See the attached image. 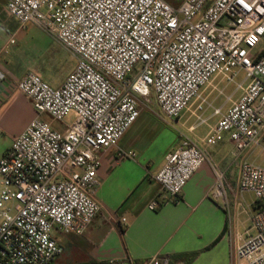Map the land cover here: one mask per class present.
Listing matches in <instances>:
<instances>
[{"label": "built area", "instance_id": "2783aa9c", "mask_svg": "<svg viewBox=\"0 0 264 264\" xmlns=\"http://www.w3.org/2000/svg\"><path fill=\"white\" fill-rule=\"evenodd\" d=\"M6 1L12 17L40 27L76 66L59 87L34 72L17 83L38 114L67 128L36 118L0 158V264H53L63 248L54 230L87 229L102 209L95 198L101 154L117 147L141 103L150 109L154 96L171 119L195 106L192 114L206 124L203 113L212 103L202 89H217V78L234 83L242 72L247 85L239 84L241 95L229 97L225 111L214 108L218 120L204 142L231 137L240 161L238 191L260 203L254 233L232 250V262L264 264V166L248 158L264 144V0ZM7 76L0 69V81ZM207 160L205 149L183 137L155 175L163 200H178ZM217 179L214 194L227 199L224 175ZM159 205L155 200L149 208ZM143 264L188 263L155 255Z\"/></svg>", "mask_w": 264, "mask_h": 264}, {"label": "crops", "instance_id": "0c3cea01", "mask_svg": "<svg viewBox=\"0 0 264 264\" xmlns=\"http://www.w3.org/2000/svg\"><path fill=\"white\" fill-rule=\"evenodd\" d=\"M7 7V1L0 0V69L8 75L0 81V158L36 118L60 131L67 128L46 113L38 114L32 100L17 89V83L34 72L59 87L76 66L75 63L62 79L54 80L44 74L37 66V58L22 44L32 36H50L33 23L22 25ZM12 37L16 39L13 45L9 44ZM217 80L218 84L225 81L217 78L213 85H218ZM152 103L157 106L154 96ZM230 105L231 102L221 108L225 111ZM194 108L176 119L184 131L175 130L170 139L165 132L167 126L173 127L160 121L161 111L155 106L141 108L140 116L117 147L101 154L95 191L101 212L82 234L54 230L53 237L63 248L53 264H143L155 255H167L174 262L188 264H233L232 250L254 233L252 216L259 211L260 203L252 193L238 191L240 161L231 137L226 135L212 146L204 142L218 117L211 113L206 116V124L193 122ZM202 127L203 134L198 132ZM183 137L205 149L208 160L188 181L178 200L164 201L166 196L155 175ZM259 148L264 151V144ZM255 150L248 153L249 160ZM128 152L135 155L120 157V153ZM218 173L224 175L227 199L214 194ZM155 200L160 205L152 210L149 205Z\"/></svg>", "mask_w": 264, "mask_h": 264}, {"label": "rangeland", "instance_id": "374dc122", "mask_svg": "<svg viewBox=\"0 0 264 264\" xmlns=\"http://www.w3.org/2000/svg\"><path fill=\"white\" fill-rule=\"evenodd\" d=\"M175 6H179L183 0H168ZM22 46H25V49L28 53H33L34 57L37 58V66L46 74L47 76L51 77L54 80L64 78L72 69V66L76 63V58L61 44L55 41L53 38L48 36H44L41 38H36L35 36L30 37L27 41H25ZM264 47V43L262 44ZM245 73H240L236 82L234 83H227L219 82L218 80L216 83L219 86L217 89H214L213 86H208L207 89H202V93L204 96H208L209 103H212L211 107H207L206 111L203 113V116L206 117L207 114H211L214 112V108L216 107H226L229 104V97L235 98L240 92L241 89L238 88L240 83H243L245 87L247 82H245ZM215 83V84H216ZM145 104L141 103V108L145 107ZM151 106L161 111L158 106L154 103ZM146 108V107H145ZM160 121L166 125L167 122L170 123V126H167L168 129L167 137L173 135L175 130L183 132L184 129L179 127L176 124V119H171L162 114V117H159ZM71 121V117L66 118L65 122L69 123ZM193 122L198 121L197 117L192 119ZM56 123H62L57 122ZM200 122V121H198ZM63 124V123H62ZM64 125V124H63ZM198 132H205V128H201ZM177 134V133H176ZM252 161L258 162V164L264 165V151L261 148H257L255 150L254 155L250 158Z\"/></svg>", "mask_w": 264, "mask_h": 264}]
</instances>
